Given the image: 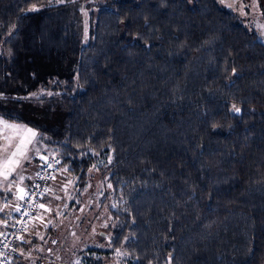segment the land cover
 Instances as JSON below:
<instances>
[{"label": "trees", "instance_id": "obj_1", "mask_svg": "<svg viewBox=\"0 0 264 264\" xmlns=\"http://www.w3.org/2000/svg\"><path fill=\"white\" fill-rule=\"evenodd\" d=\"M53 1L0 0V118L40 132L80 190L113 152L130 264H264V43L218 0H119L83 44Z\"/></svg>", "mask_w": 264, "mask_h": 264}, {"label": "rangeland", "instance_id": "obj_2", "mask_svg": "<svg viewBox=\"0 0 264 264\" xmlns=\"http://www.w3.org/2000/svg\"><path fill=\"white\" fill-rule=\"evenodd\" d=\"M115 1L119 0H55L52 5L72 9L71 14L79 24L82 43L86 44L90 38L92 18L100 10L112 8L110 3ZM189 1L194 3L195 0ZM218 2L236 14L240 22L264 43V0ZM38 9L41 7L31 8L32 11ZM0 122L20 125L36 132L33 137L26 131L5 128L0 123V192L3 196L14 197L34 180L41 167L40 160L57 153L36 129L3 118ZM22 140L23 155L17 153L13 156ZM112 161V151L96 157L84 190L78 188L77 177L69 171V165L61 163L52 181L49 199L43 203L44 207L37 210L36 218L22 235V243L29 246L26 252L20 250L22 258L27 260L25 264H37L39 256L47 251L58 264H93V261L99 264H130L131 258L121 249L114 250L111 244L116 226L111 210H117L123 202L114 198L109 182L108 167ZM8 212L0 210V232L4 229L3 222ZM50 228L52 233H49ZM62 242L65 251L61 252L58 248Z\"/></svg>", "mask_w": 264, "mask_h": 264}, {"label": "built area", "instance_id": "obj_3", "mask_svg": "<svg viewBox=\"0 0 264 264\" xmlns=\"http://www.w3.org/2000/svg\"><path fill=\"white\" fill-rule=\"evenodd\" d=\"M61 163L62 158L57 154L47 157L34 180L21 194L0 198L1 212L6 209L9 211L3 222L4 229L0 232V264H13L15 256L21 255L17 244L22 243V235L36 218L37 210L43 205Z\"/></svg>", "mask_w": 264, "mask_h": 264}, {"label": "snow or ice", "instance_id": "obj_4", "mask_svg": "<svg viewBox=\"0 0 264 264\" xmlns=\"http://www.w3.org/2000/svg\"><path fill=\"white\" fill-rule=\"evenodd\" d=\"M33 95H36V94L34 93ZM48 95H51V93H48ZM0 96H2V94H0ZM236 110L239 111V109H236ZM0 123H3L5 128H12L14 130H23V131H26L27 133H29L33 137L36 136V132L33 131L30 128L24 129L23 126H20V125H9L7 122H0ZM23 145H24V141L22 140L21 143L19 145H17L16 152H13L12 155L16 156L17 153H19L20 155H23V151H22ZM20 198L23 199V196H21ZM41 207H44V206L41 205Z\"/></svg>", "mask_w": 264, "mask_h": 264}, {"label": "crops", "instance_id": "obj_5", "mask_svg": "<svg viewBox=\"0 0 264 264\" xmlns=\"http://www.w3.org/2000/svg\"><path fill=\"white\" fill-rule=\"evenodd\" d=\"M43 161H44L43 159L40 160V162H39V166L43 163ZM51 184H52V183H51ZM3 211H7V209H6V210H3ZM4 215H5V214H4ZM4 218H5V216L2 218V220H3ZM0 226H1V224H0Z\"/></svg>", "mask_w": 264, "mask_h": 264}]
</instances>
